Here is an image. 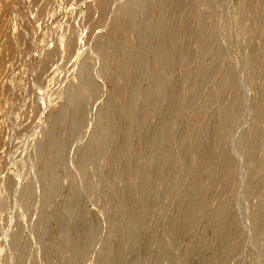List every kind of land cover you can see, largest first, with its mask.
Returning <instances> with one entry per match:
<instances>
[{
  "label": "rangeland",
  "instance_id": "rangeland-1",
  "mask_svg": "<svg viewBox=\"0 0 264 264\" xmlns=\"http://www.w3.org/2000/svg\"><path fill=\"white\" fill-rule=\"evenodd\" d=\"M0 264H264V0H0Z\"/></svg>",
  "mask_w": 264,
  "mask_h": 264
},
{
  "label": "bare ground",
  "instance_id": "bare-ground-1",
  "mask_svg": "<svg viewBox=\"0 0 264 264\" xmlns=\"http://www.w3.org/2000/svg\"><path fill=\"white\" fill-rule=\"evenodd\" d=\"M32 2V1H31ZM35 2V1H34ZM8 4V3H7ZM9 5V4H8ZM30 7V6H29ZM75 35V34H74ZM16 37V36H15ZM2 41V40H1ZM9 43H7V45H8ZM6 45V44H5ZM39 56V55H38ZM36 57V56H35ZM8 88V87H7Z\"/></svg>",
  "mask_w": 264,
  "mask_h": 264
}]
</instances>
